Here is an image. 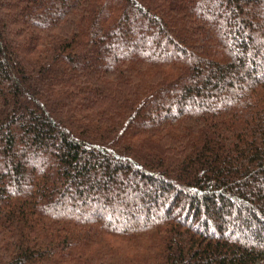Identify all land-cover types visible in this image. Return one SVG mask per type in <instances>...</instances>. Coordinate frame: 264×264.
Here are the masks:
<instances>
[{"label": "trees", "instance_id": "obj_1", "mask_svg": "<svg viewBox=\"0 0 264 264\" xmlns=\"http://www.w3.org/2000/svg\"><path fill=\"white\" fill-rule=\"evenodd\" d=\"M0 264H264V0H0Z\"/></svg>", "mask_w": 264, "mask_h": 264}, {"label": "rangeland", "instance_id": "obj_2", "mask_svg": "<svg viewBox=\"0 0 264 264\" xmlns=\"http://www.w3.org/2000/svg\"><path fill=\"white\" fill-rule=\"evenodd\" d=\"M134 37V36H133ZM132 37V38H133ZM136 38V37H135ZM147 43H146V48L145 49H142L141 51H144V54H147L149 51H152L153 49H156V50H160V49H157V48H155V47H152L151 46V44H152V41H151V39H150V37H147ZM123 45V44H122ZM151 119H153V116H152V118ZM113 157V156H112ZM175 217L177 216L175 213L173 214ZM109 217H110V215H108V214H106V218L107 219H109ZM113 219V218H112ZM115 219H117V218H115ZM121 221V220H120ZM117 223H119V222H117Z\"/></svg>", "mask_w": 264, "mask_h": 264}]
</instances>
